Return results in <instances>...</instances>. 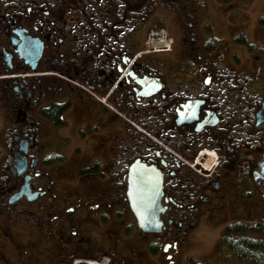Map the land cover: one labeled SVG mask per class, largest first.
Masks as SVG:
<instances>
[{
    "label": "flooded vegetation",
    "instance_id": "obj_1",
    "mask_svg": "<svg viewBox=\"0 0 264 264\" xmlns=\"http://www.w3.org/2000/svg\"><path fill=\"white\" fill-rule=\"evenodd\" d=\"M207 6L0 0L2 264H174L230 183L264 202V44Z\"/></svg>",
    "mask_w": 264,
    "mask_h": 264
},
{
    "label": "rangeland",
    "instance_id": "obj_2",
    "mask_svg": "<svg viewBox=\"0 0 264 264\" xmlns=\"http://www.w3.org/2000/svg\"><path fill=\"white\" fill-rule=\"evenodd\" d=\"M205 1L208 6L204 18L213 22L215 33L219 34L221 37L228 36V39L233 35V26H230L229 21H227V15L230 11V5H235V8L237 9L234 11L236 23L244 21V26L242 27L245 30L244 33L247 35L248 41L253 43L251 47L255 46L251 49L256 52L260 48L259 46L264 44V0H228L226 3H220L218 0ZM239 48L240 45L236 47L238 50ZM27 73L34 74V72ZM68 118H71V115L68 116ZM0 148V186L5 187L4 181L7 179L5 168L10 156L7 155L8 150L6 148L3 146ZM85 148L86 147L83 146L79 147V157L81 155L85 156L83 154L86 150ZM204 156L205 159L203 166L205 168H209L208 166L211 164L212 166H215V163H217L218 160L213 151L206 152ZM198 160L199 158L196 159V163H192L189 167H191L194 174H198L200 178H207V174L212 171L203 169L202 167V169L197 168L196 164ZM88 167H90V165ZM234 186L233 183H230L226 195L231 194V191L233 190V193L236 196H241V198H228L226 202L227 204L234 200L233 207L229 208H219L215 207L216 205H214V208L213 205L209 206L210 208L203 207L200 210L201 212L196 223L189 228L186 243L174 264H253L248 261H240L238 258L234 257L231 250H228L227 248L217 250L219 240L229 223L243 221L251 224L257 219L264 217V202L260 201L259 205H253L258 202L259 197L257 196L253 198V196H251L250 199H244V196H242L244 195L243 193L239 194L234 192V189L236 188ZM10 250L12 249H8V256L12 253ZM162 263H165V259L160 256L158 257L156 264ZM0 264H2L1 260Z\"/></svg>",
    "mask_w": 264,
    "mask_h": 264
},
{
    "label": "trees",
    "instance_id": "obj_3",
    "mask_svg": "<svg viewBox=\"0 0 264 264\" xmlns=\"http://www.w3.org/2000/svg\"><path fill=\"white\" fill-rule=\"evenodd\" d=\"M221 248L231 250L233 256L240 261L264 264V217L251 224L243 221L229 223L219 240L217 250Z\"/></svg>",
    "mask_w": 264,
    "mask_h": 264
},
{
    "label": "water",
    "instance_id": "obj_4",
    "mask_svg": "<svg viewBox=\"0 0 264 264\" xmlns=\"http://www.w3.org/2000/svg\"><path fill=\"white\" fill-rule=\"evenodd\" d=\"M131 182H132L131 189H134V186L136 184V181L132 180ZM131 197L133 199L132 204H134V206H138V201H137L136 196L131 195ZM136 211L138 212V210H136Z\"/></svg>",
    "mask_w": 264,
    "mask_h": 264
},
{
    "label": "bare ground",
    "instance_id": "obj_5",
    "mask_svg": "<svg viewBox=\"0 0 264 264\" xmlns=\"http://www.w3.org/2000/svg\"><path fill=\"white\" fill-rule=\"evenodd\" d=\"M215 159V158H214ZM210 161V160H209ZM214 161V160H213ZM209 168L212 167V164L210 166H208Z\"/></svg>",
    "mask_w": 264,
    "mask_h": 264
}]
</instances>
